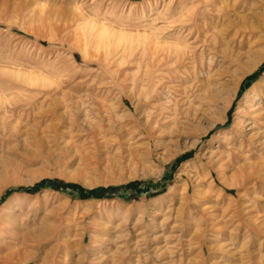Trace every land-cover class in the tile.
<instances>
[{"label":"rangeland","instance_id":"374dc122","mask_svg":"<svg viewBox=\"0 0 264 264\" xmlns=\"http://www.w3.org/2000/svg\"><path fill=\"white\" fill-rule=\"evenodd\" d=\"M237 2L0 0V185L9 184L0 209L11 200L18 222L0 232V264L18 263L9 256L24 249L27 232L59 222L72 244L85 234L74 264H264V143H250L255 135L264 141V96L256 95L264 62L247 72L264 51V5L241 13L254 23L245 38L230 29L225 42L242 50L243 62L218 75L222 87L208 107L197 98L211 87L206 75L191 81L202 88L191 97L174 55L180 45L209 57L191 20L213 23L205 36L212 27L221 34L228 22L216 23L223 10L236 21ZM79 23L95 34L91 44L80 39ZM186 27L184 45L178 36ZM105 32L117 41L124 35L131 50L104 57L95 44ZM148 46L158 47V60L173 57L151 66ZM147 79L168 84L150 103L139 99ZM157 113L162 127L149 138L139 133ZM257 114L262 119L252 120ZM250 163L257 174L245 177L240 169ZM54 244L45 239L38 250L29 241L25 250L38 256L28 264H50Z\"/></svg>","mask_w":264,"mask_h":264},{"label":"bare ground","instance_id":"6f19581e","mask_svg":"<svg viewBox=\"0 0 264 264\" xmlns=\"http://www.w3.org/2000/svg\"><path fill=\"white\" fill-rule=\"evenodd\" d=\"M264 5V0H242V2L240 3V2H237V3H235V5L233 6V10L232 11H236L237 13H239L240 15H237L235 12L233 13V14H235V15H237V17L235 18L236 19V21H232L231 20V10H223V15H224V17L223 16H221V17H223V19L221 20V22L219 21H217L218 23H216L218 26H224V22H228V24H227V22H226V24H227V26L225 27L226 29H223V33H221V34H218V30L219 29H216L217 27H212L213 28V30L212 29H210V30H212V34L211 35H209V36H205V35H203L204 33H205V31H206V27H209L211 24H213V23H210V25L207 23V24H205L203 27L198 23V20H195V19H192L191 20V23H190V28H189V30L190 31H192V30H194L196 33H197V37L198 38H200L201 39V43H202V47L204 48V47H206L207 46V48H209V52H211V53H209V57H208V55H207V51L205 50V48L201 51V52H199L198 50H197V48H190V47H188V46H184V47H182V46H180V45H178V52H176L174 55H176V57L178 58V82H182V83H184V84H186V85H188V84H190L191 83V81H194L195 82V80L198 82V78H199V76H201V75H203V76H205V77H207V81H209V83H211V87H209V88H207L206 89V92H204V93H206L207 95H205V97H201L200 95H199V97H197L198 99H199V101H200V104L201 103H204V104H206L207 105V107L211 104V102L213 101V98H214V96L216 97V95L220 92V90H221V87H222V85H221V81H220V79H218V75H222L223 77H224V75L228 72V69H232V67L234 68V66L236 67V66H239V65H241L242 64V62H243V53H242V50H239V52H235V50L233 51V50H231L230 48H229V45L228 44H226V42L225 41H229L228 39H229V34L231 33L230 32V29L232 28V27H234L235 29H236V37L238 36L237 34H239L240 36H242L243 38H245L244 36L245 35H247L246 34V30L247 29H249V28H251V29H254V23L252 22V18L249 16V15H241V13H246V12H253V11H255L259 6H263ZM232 9V8H231ZM220 11V10H219ZM231 12V13H230ZM80 13V12H79ZM219 13V12H218ZM254 13V12H253ZM221 14H222V12H221ZM247 14V13H246ZM82 15V14H81ZM251 15V14H250ZM218 16H219V14H218ZM234 16V15H233ZM82 18H83V16H82ZM85 18V17H84ZM218 18V17H217ZM86 19V18H85ZM221 19V18H220ZM82 20V19H81ZM224 20V21H223ZM238 20V21H237ZM223 21V22H222ZM81 22V21H80ZM83 23L85 22V20L84 21H82ZM92 22V21H91ZM94 22H95V20H94ZM204 22V21H203ZM262 22H263V24H264V15L262 16ZM82 23V24H83ZM86 23L88 24V22L86 21ZM76 24H78V23H76ZM86 24V25H87ZM91 24V23H90ZM90 24H88V26H90ZM93 24V23H92ZM91 24V25H92ZM96 24V23H95ZM94 24V25H95ZM100 24V23H99ZM99 24H98V26H99ZM79 25H80V23H79ZM80 26H84V28L82 29V33L81 34H78V35H80V39L82 38L84 41H85V43H86V45H89V44H91V39L92 38H94V36H95V34H94V36H93V33L92 32H88L87 30L88 29H91V28H88L87 30H86V28H85V24L84 25H80ZM214 26V25H213ZM94 27V26H93ZM96 27V26H95ZM107 27V26H106ZM99 28V27H98ZM101 28V27H100ZM99 28V29H100ZM108 28V27H107ZM211 28V27H210ZM96 29V28H95ZM105 29V28H104ZM187 29V27L186 28H181L180 29V32H179V36H178V40L180 41V43H182V44H184V45H186L187 43H188V39H187V36L185 37L184 35H183V30H186ZM216 29V30H215ZM80 30V29H79ZM105 30H107V29H105ZM232 30H233V28H232ZM102 31V30H101ZM114 31V30H113ZM111 32H112V28H111ZM230 32V33H229ZM241 32L243 33V34H241ZM79 33V32H78ZM115 33L117 34L118 33V36L117 37H119V35H120V32H119V30L117 31V32H114V38H115ZM122 33V32H121ZM220 33V32H219ZM229 33V34H228ZM234 33V32H233ZM98 34V33H97ZM96 34V35H97ZM99 34H100V32H99ZM126 34V33H125ZM149 34V33H148ZM154 34V33H153ZM185 34V33H184ZM188 35V34H187ZM93 36V37H92ZM122 36V35H121ZM130 36V35H129ZM147 36V35H146ZM150 36H152L151 34H150ZM156 36V35H155ZM155 36H152V37H155ZM158 36H160V35H158ZM231 36V35H230ZM233 36V35H232ZM234 36V37H235ZM77 37V36H76ZM79 37V36H78ZM96 37V36H95ZM111 35L109 36V34L107 33V32H105V33H103V34H101V37L99 38V42H96L97 44H95L97 47H101L102 46V48H103V46H104V48L106 49L105 50V53L106 54H104V57H105V55L107 56V57H117V56H119L120 54L121 55H123V53H125V51L127 50V49H130L131 50V48H130V46L128 47V45L126 46L125 44H123L124 42H123V40H124V35L119 39V41H117V40H112L111 38ZM128 37V36H127ZM126 38V37H125ZM159 38V37H158ZM161 38V37H160ZM242 38V39H243ZM247 38V37H246ZM98 38H96V40H97ZM118 39V38H117ZM131 39V38H130ZM139 39V38H138ZM142 39H143V37H142ZM141 39V40H142ZM145 39V38H144ZM152 39H154V38H152ZM155 40V39H154ZM160 40V39H159ZM234 40V38L233 39H230V41H233ZM240 40V39H239ZM134 41V40H133ZM136 41H138V40H136ZM149 41V40H148ZM150 41H152V40H150ZM238 41V40H237ZM82 42V41H81ZM81 42H80V45L82 46V44H81ZM123 42V43H122ZM77 43V42H76ZM128 43V42H127ZM153 43V42H152ZM154 43H155V41H154ZM243 44V40H241V42L239 43V44ZM139 44V43H138ZM239 44H238V46H239ZM101 45V46H100ZM135 45V44H134ZM140 45H142V44H140ZM137 46V45H136ZM232 46V45H231ZM143 47V46H142ZM149 47H150V49H151V58H152V61H151V66H152V64L154 65V64H156L158 61H159V63L161 64V63H165L166 64V62H167V60L168 59H170L171 57H173L172 56V54L170 53V54H168V55H165V53L163 54V57L162 58H160L159 60L157 59L158 57V54H157V51H159L157 48L158 47H151V46H148L147 48L149 49ZM88 48V47H87ZM206 48V49H207ZM83 49V48H82ZM142 49V48H141ZM241 49V48H240ZM128 52H129V50H127ZM156 51V52H155ZM101 52V51H100ZM145 52V51H144ZM162 52V51H161ZM169 52V51H168ZM93 53V52H92ZM95 53V52H94ZM149 53V54H150ZM160 53V52H159ZM99 54V53H98ZM103 54V53H102ZM127 54H129V53H127ZM139 54H141V52H139ZM144 54V53H143ZM93 55V54H92ZM92 55H90V56H92ZM94 56V55H93ZM143 56V55H142ZM98 57V56H97ZM121 57V56H120ZM139 57V56H138ZM144 57V56H143ZM101 58V57H100ZM122 58H123V56H122ZM122 58L120 59L121 60V62L123 61L122 60ZM133 58V57H132ZM116 59V58H115ZM131 59V58H130ZM218 59H220V60H218ZM127 60H128V58H127ZM171 61V60H170ZM188 61V62H187ZM221 62L223 65L222 66H224V68H222L221 66H218V68H216V70L214 69V62ZM146 62V61H145ZM264 62V51L262 52H260V53H258L257 54V57H256V59H255V61L253 62V64H252V66L251 67H249V69L247 70V72H252V71H254V70H257L258 68H259V66L262 64ZM147 63V62H146ZM158 63V64H159ZM102 64H104V63H102ZM169 64H171V63H169ZM173 64V63H172ZM219 65H221V64H219ZM168 66V65H167ZM111 67V66H110ZM145 67H147V66H145ZM161 67V66H160ZM169 67V66H168ZM220 67V68H219ZM137 68V67H136ZM221 68H222V70H221ZM144 70H146V69H144ZM139 71V70H138ZM141 71V70H140ZM163 71H165V70H163ZM170 71V70H169ZM146 72V71H145ZM161 73V72H160ZM170 73V72H169ZM164 75V74H163ZM151 76V75H150ZM144 77V76H143ZM150 78V77H149ZM264 79V78H263ZM152 80L153 79H147V81H146V83H144L143 84V86H142V84H141V86H142V89H141V93H139V99H141L142 97H143V95H144V97H145V100H146V103H150V102H152V100H157L158 99V92L159 91H161L162 92V90L163 89H166V88H168V84H167V87H166V85H165V87H163V86H160L159 87V85H158V82H162V78H158V82L156 83V82H152ZM201 80H203V79H201ZM169 81V80H168ZM242 81H243V77H241L240 78V80H239V82H238V84H237V89L240 87V85H241V83H242ZM176 82V81H175ZM261 83V82H260ZM173 85V84H172ZM185 85V86H186ZM184 86V85H183ZM146 87V88H145ZM206 87V86H205ZM255 87V86H254ZM259 87V92L256 94L257 96H260L261 98H262V96H264V85H259L258 86ZM140 88V87H139ZM170 88V87H169ZM184 88V87H183ZM186 89H185V93H190L191 94V97L193 96V98H195L196 96H197V94H198V91L199 90H201L202 88L200 87V86H197V85H192V84H190V85H188V86H186L185 87ZM205 89V88H204ZM256 89H257V87H256ZM175 90V89H174ZM177 90V89H176ZM167 91V90H166ZM178 91V90H177ZM203 92V91H202ZM197 93V94H196ZM203 94V93H202ZM168 95H170V94H168ZM165 96V95H164ZM163 96V97H164ZM181 96V95H180ZM183 96H185V95H183ZM169 97V96H168ZM187 97V96H186ZM183 98V97H182ZM142 99H144V98H142ZM258 99V98H257ZM180 100V99H179ZM139 101V100H138ZM176 101V100H175ZM185 101V100H184ZM190 101V100H189ZM260 101H261V99H260ZM182 102V101H181ZM145 103V102H144ZM163 103V102H162ZM261 105V104H260ZM145 106V105H144ZM152 106H153V103H152ZM188 106V105H187ZM200 106V105H199ZM201 106H202V104H201ZM244 106V105H243ZM257 106V105H256ZM262 106V105H261ZM180 107V105H179V101H178V108ZM185 107V106H184ZM252 107V106H251ZM258 107H259V105H258ZM263 107V106H262ZM80 108V107H79ZM160 108H162V107H160ZM164 108V107H163ZM162 108V109H163ZM186 108V107H185ZM247 109V108H246ZM249 109V108H248ZM161 110V109H160ZM164 110V109H163ZM240 110V109H239ZM241 110H243V109H241ZM148 111V110H147ZM262 110H260L259 112H261ZM245 112V111H244ZM243 112V113H244ZM247 112V111H246ZM256 112V111H255ZM258 112V113H259ZM175 113V112H174ZM185 113H187V112H185ZM250 113V112H249ZM158 115H156V118H157V120L155 119V120H153V116L152 115H150V116H148L147 117V120H146V122H144L145 124L142 126L141 125V127L139 128V130L138 131H140L139 133H143L144 135H147L148 136V138H149V136H153V134H151L150 133V131L149 130H154V129H156L157 127L158 128H160V126H161V121H160V117H161V114H159V113H157ZM193 114V113H192ZM253 114H255V113H253ZM260 114V113H259ZM77 115V114H76ZM175 115H176V113H175ZM165 116V115H164ZM254 116V115H253ZM177 117V116H176ZM190 117H191V115H190ZM248 117V116H247ZM250 117V116H249ZM260 117V115H256V117L255 118H251L252 120H260V119H262V118H259ZM189 118V117H188ZM61 120H62V118H61ZM83 120V119H82ZM188 120V119H187ZM81 121V120H80ZM80 121H78V122H80ZM246 122V120L245 121H243V123L244 124H246L245 123ZM142 123V122H141ZM248 123V122H247ZM255 124H256V122H254ZM143 124V123H142ZM262 124V123H261ZM253 125V124H252ZM78 126H80L81 128H84V126H82V125H80L79 123H78ZM86 126V125H85ZM162 127V126H161ZM150 128V129H149ZM14 129V128H13ZM91 132H94L95 130H94V128H93V126H89V128H88ZM249 129V128H248ZM260 129V128H259ZM262 129H264V123L262 124ZM18 128L16 127L15 129H14V132H16L17 131V133H18ZM161 130V129H160ZM159 130V131H160ZM244 130V129H243ZM76 131V130H75ZM13 132V133H14ZM256 132V131H255ZM255 132H254V134H255ZM261 132V131H260ZM97 133H100V132H98V130H97ZM151 134V135H150ZM3 135H4V133L3 132H1L0 133V137L2 136L3 137ZM6 135V134H5ZM251 135V134H250ZM14 136V135H13ZM256 137H257V135H255ZM5 137V136H4ZM157 137L159 138V136L157 135ZM254 138V139H252V140H250V143H251V145H255V144H258V145H260V143L261 144H263L264 143V141H261L260 142V138ZM260 137V136H259ZM249 141V140H248ZM241 148V147H240ZM239 148V149H240ZM243 148V147H242ZM257 148V147H256ZM234 149H236V148H234ZM251 150V149H250ZM233 151V150H232ZM240 151H242L241 149H240ZM253 151V150H252ZM256 151V150H255ZM251 153V152H250ZM134 153H132V155H133ZM225 155V154H224ZM134 156V155H133ZM219 156H221V155H219ZM218 156V157H219ZM244 156V155H243ZM242 156V157H243ZM245 156H247V155H245ZM260 157V156H259ZM214 159V158H213ZM218 160H219V158H218ZM228 160V159H227ZM244 160V159H243ZM245 160H246V158H245ZM225 161V160H224ZM235 162V161H234ZM245 164L247 163V162H244ZM249 163V162H248ZM254 164H257V163H254ZM254 164L252 165V163H250V166L249 167H247V166H245L244 165V167H242L240 170H241V173H242V175L243 176H245V177H249V176H253V175H255V174H257L256 173V171L254 170V169H256V167L254 166ZM234 165V164H233ZM239 165V164H238ZM243 165V164H242ZM259 165V164H258ZM231 167V166H230ZM238 171H239V169H238ZM258 171H260L259 169H258ZM258 174H259V172H258ZM261 174V173H260ZM254 178V177H253ZM8 185L9 184H1L0 185V198H1V196H2V194L4 193V191H5V189L8 187ZM14 212V209H13V207H12V205H11V200L8 202V201H6V204H5V206L2 208V209H0V232H4V230H8V229H10L11 230V228H13L12 226H14L15 227V219H14V217H13V215H12V213ZM34 213V212H33ZM16 224H18V222L16 223ZM20 224V223H19ZM22 224V223H21ZM23 225V224H22ZM66 226V225H65ZM24 227V226H23ZM64 227V226H63ZM17 228V227H16ZM20 228V227H19ZM67 229V228H66ZM12 232V231H11ZM14 233V232H13ZM84 238H85V234L83 235V237H82V241H80V242H76V243H74V244H72V243H70V242H68V241H66V239H65V229L64 228H62V223L61 222H59V223H57V226H56V228L55 227H53V226H51V225H43V227L42 228H40V231H29V232H27V234L23 237L22 236V245L24 246V249L22 248V250H20L18 253H14V254H12L11 256H9V259L11 260V259H13L14 257L15 258H17L18 259V263L19 264H28V262H32V261H34V260H36L37 259V254H32V255H29L28 254V252L25 250V248H26V245L28 244V242L29 241H31V242H37L38 243V250H41L42 249V242L45 240V239H47V241L48 240H53V241H55V244L53 245V252H54V255H55V257L54 258H52V260H51V263L50 264H74L73 263V259L75 258V255H76V253L77 252H79L80 250H81V248H82V242H83V240H84ZM20 239H21V237H20ZM49 243V242H48ZM51 246H52V243H51ZM50 250V249H49ZM51 251V250H50ZM32 253H35V252H32ZM60 253H61V255H60ZM17 256V257H16ZM45 256H46V254H45ZM47 256H48V254H47ZM57 258H65V259H63L64 260V262H60L59 260H57ZM67 258V259H66ZM8 259V258H7ZM39 259V258H38ZM7 263V262H6ZM17 263V264H18ZM76 263V262H75ZM84 263V262H83ZM82 263V264H83ZM77 264V263H76Z\"/></svg>","mask_w":264,"mask_h":264}]
</instances>
